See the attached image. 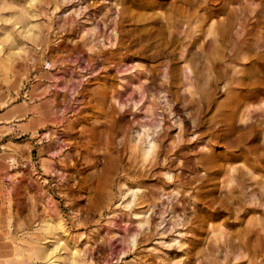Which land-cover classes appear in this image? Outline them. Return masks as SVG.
Wrapping results in <instances>:
<instances>
[{
  "label": "clouds",
  "instance_id": "clouds-1",
  "mask_svg": "<svg viewBox=\"0 0 264 264\" xmlns=\"http://www.w3.org/2000/svg\"><path fill=\"white\" fill-rule=\"evenodd\" d=\"M148 18L160 32L133 57L117 25ZM65 33L75 55L45 58ZM5 136L29 139L0 144L4 192L27 169V194L33 148L79 166L46 161L58 191L0 222V264H264V0H0ZM77 177L99 218L68 195Z\"/></svg>",
  "mask_w": 264,
  "mask_h": 264
},
{
  "label": "rangeland",
  "instance_id": "rangeland-1",
  "mask_svg": "<svg viewBox=\"0 0 264 264\" xmlns=\"http://www.w3.org/2000/svg\"><path fill=\"white\" fill-rule=\"evenodd\" d=\"M102 7V5L100 6ZM95 11V9H93ZM117 31L121 33L120 35V41L123 47L127 48L130 51V54L133 57L137 58H143L138 57V54L140 53H146L149 49L152 47V41L155 38L156 35L159 34L160 29L158 27V21L152 18L148 19H126L123 25H117ZM71 37L70 33H65L64 36L60 37V43L54 44L49 43L47 47V53L45 58H52L55 60H65L69 59L72 56L75 55V52L73 51L74 45L70 44L69 38ZM226 38V36H225ZM205 47H209V50L211 51V46L208 44L204 45ZM167 48L168 45H165ZM35 58V57H34ZM19 66V65H18ZM109 72L114 74L113 69H109ZM35 74V73H34ZM110 78V77H109ZM89 85H85L84 88L87 89ZM84 92V89H82V93ZM82 97H77V99H80ZM86 99V96L84 97ZM20 101L17 100L16 103H19ZM215 110V109H213ZM92 111L91 106H86L84 109L80 110L78 113V117L80 121H86L88 119L87 113ZM51 127V125H50ZM175 131H178V129H173V133ZM41 134H43V130H41ZM78 135V133L76 134ZM250 135V133H240L237 134V139H240L242 136ZM29 138L26 136L21 137H10L5 136L3 140H0V144L7 143L9 140H12L14 144H24ZM107 142V138H106ZM76 144L72 143L70 147L68 148L69 152L76 151ZM31 156L32 160L36 166L37 173L35 176H31V180L33 183L27 190V194L25 193L23 185H28L29 180L28 176L30 173L27 169H25V177L21 178L19 183L17 184L16 188L11 190L10 192H4L3 188H0V222H6L7 217L9 215L13 218V224L16 223V217L18 215H21V219H27L28 221H31V211L33 207V201H36V204H39L38 197L41 193V191H45L47 194H52L57 192L58 190L55 188H49V184L54 182L53 177L50 174L49 168L47 166L46 161L48 159H52L54 162L52 164V168L55 170H63L67 172L68 175H74L75 173V167H78L79 165L76 164V162H73L75 164V167L72 168H64L59 163H55V158H49L47 156V151L45 152V155L43 158L40 157V153L37 148H33L31 150ZM37 176H39V180H37ZM0 179H3L2 176H0ZM40 181H45L43 185V189L41 188ZM68 183H71V191L68 193L69 196L75 197L74 205H77L79 207V210L81 211L82 215H87L89 218H99V212L102 208V201L99 199H96L92 204L88 205L86 200L80 199L79 194L87 191V186L84 185V180L80 177H77L75 181H67ZM8 181H5V184H8ZM213 190H209V196ZM28 195H31L33 197L32 200L28 199ZM53 199L60 202V208L63 211H67V209L64 207L63 199L60 195H54ZM18 208L20 209V212H18ZM37 210L39 211V207H37ZM79 231L83 232L85 229H80ZM101 235H103V231L101 232ZM72 243H75V246L78 250H84L85 244L84 243H77L75 239L69 241L70 246H72ZM150 246V245H148ZM110 253L108 252H99V250L94 249L92 255H104L107 256ZM125 259H131V257H125ZM73 264H87V258L86 256L84 258L76 257L73 261ZM246 264V262H245Z\"/></svg>",
  "mask_w": 264,
  "mask_h": 264
},
{
  "label": "bare ground",
  "instance_id": "bare-ground-1",
  "mask_svg": "<svg viewBox=\"0 0 264 264\" xmlns=\"http://www.w3.org/2000/svg\"><path fill=\"white\" fill-rule=\"evenodd\" d=\"M72 247H73V248H76L75 243H72Z\"/></svg>",
  "mask_w": 264,
  "mask_h": 264
}]
</instances>
